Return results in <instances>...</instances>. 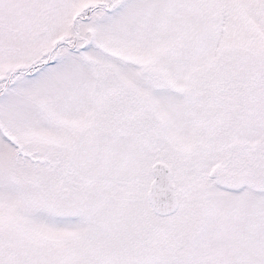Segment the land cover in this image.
<instances>
[{
	"label": "snow or ice",
	"instance_id": "1",
	"mask_svg": "<svg viewBox=\"0 0 264 264\" xmlns=\"http://www.w3.org/2000/svg\"><path fill=\"white\" fill-rule=\"evenodd\" d=\"M0 264H264V0H0Z\"/></svg>",
	"mask_w": 264,
	"mask_h": 264
}]
</instances>
